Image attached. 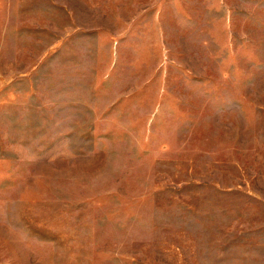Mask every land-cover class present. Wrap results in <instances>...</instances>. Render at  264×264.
<instances>
[{
	"label": "rangeland",
	"instance_id": "1",
	"mask_svg": "<svg viewBox=\"0 0 264 264\" xmlns=\"http://www.w3.org/2000/svg\"><path fill=\"white\" fill-rule=\"evenodd\" d=\"M0 264H264V0H0Z\"/></svg>",
	"mask_w": 264,
	"mask_h": 264
}]
</instances>
